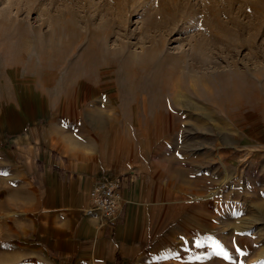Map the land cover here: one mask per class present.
<instances>
[{"label":"rangeland","instance_id":"1","mask_svg":"<svg viewBox=\"0 0 264 264\" xmlns=\"http://www.w3.org/2000/svg\"><path fill=\"white\" fill-rule=\"evenodd\" d=\"M35 88L40 127L107 161L124 122L160 160L205 159V215L158 264H264V0H0V92Z\"/></svg>","mask_w":264,"mask_h":264},{"label":"crops","instance_id":"2","mask_svg":"<svg viewBox=\"0 0 264 264\" xmlns=\"http://www.w3.org/2000/svg\"><path fill=\"white\" fill-rule=\"evenodd\" d=\"M54 105L36 88L0 92V264L168 263L184 247L191 217L205 215L192 208L206 199L205 159L160 160L128 145L124 122L117 160L107 161L74 133L77 145L68 144L61 124L40 127L52 121ZM136 135H143L142 124ZM116 176L120 210L112 225H100L82 213L89 190Z\"/></svg>","mask_w":264,"mask_h":264},{"label":"built area","instance_id":"3","mask_svg":"<svg viewBox=\"0 0 264 264\" xmlns=\"http://www.w3.org/2000/svg\"><path fill=\"white\" fill-rule=\"evenodd\" d=\"M121 176L95 181L89 190V204L83 215L100 225H112L120 210Z\"/></svg>","mask_w":264,"mask_h":264},{"label":"bare ground","instance_id":"4","mask_svg":"<svg viewBox=\"0 0 264 264\" xmlns=\"http://www.w3.org/2000/svg\"><path fill=\"white\" fill-rule=\"evenodd\" d=\"M7 15H8V14H7ZM7 15H6V16H7ZM88 31H89V30H88Z\"/></svg>","mask_w":264,"mask_h":264}]
</instances>
